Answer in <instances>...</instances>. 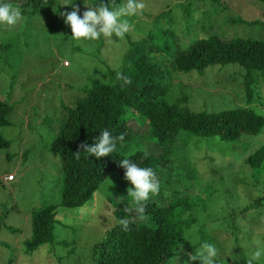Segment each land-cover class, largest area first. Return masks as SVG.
<instances>
[{"label":"rangeland","instance_id":"rangeland-1","mask_svg":"<svg viewBox=\"0 0 264 264\" xmlns=\"http://www.w3.org/2000/svg\"><path fill=\"white\" fill-rule=\"evenodd\" d=\"M74 1L50 0L31 12L30 1L2 0L20 8L22 18L15 26L0 25V100L11 106L8 125L0 128L1 136L8 140L0 147V264H95L91 246L117 222L112 210L122 202L132 204L128 189L134 186L124 185V179L111 170L80 207L58 205L60 163L50 143L65 118V107L83 96L90 78L105 77V67L118 68L126 49L142 39L145 45L170 43V38L160 34L166 28L175 35L172 45L180 48L209 34L264 38V25L232 21L264 22V5L256 0H143L145 8L128 18L133 28L123 39L101 35L95 41L75 40L62 15L71 11ZM80 1L81 17L87 6L100 2ZM121 2L116 0V4ZM165 52L152 57L166 58ZM242 76L243 70L236 63L173 72L164 99L174 103L184 95L183 105L191 110L249 107L264 117V82L254 74L247 102ZM134 121L130 119L128 126L145 127L139 121H135L136 126ZM139 133L129 151L138 148L155 155L162 150L145 133ZM262 145L264 126L255 135L230 140L185 131L174 138L173 160L156 175L165 195L175 190L193 204L184 214L193 223L183 231L179 244L184 254L176 264H187V253H193L204 241L216 245L220 264L247 260L257 248L264 250V200L258 207H247L264 196V167L254 169L244 162ZM7 174L13 181L1 182ZM168 178L169 184L165 181ZM159 195L150 199H159ZM48 204L56 205L52 242L24 253L30 212ZM136 217L131 219H140ZM173 251L165 264H174ZM256 262L264 264V256Z\"/></svg>","mask_w":264,"mask_h":264},{"label":"trees","instance_id":"trees-1","mask_svg":"<svg viewBox=\"0 0 264 264\" xmlns=\"http://www.w3.org/2000/svg\"><path fill=\"white\" fill-rule=\"evenodd\" d=\"M27 1H30L31 12H35L50 0ZM256 1L264 5V0ZM81 2H72L70 10L73 4L79 6ZM232 21L248 26L264 25L259 20L248 22L237 18ZM160 34L170 38L171 42H164L160 46L145 45L142 39V43L132 45L122 54L118 68L105 67V77L90 78L83 89V96L73 106L65 107V118L50 143V148L59 156V206L76 208L83 205L111 170L124 179V185H131L124 178L125 169L119 165L122 159L128 158L140 167H150L155 173L158 169L168 167L173 160L174 138L182 131L188 135H216L222 140H230L240 135H255L264 126V117L249 107L215 112L196 111L183 105L184 95L174 103L164 99L171 73L201 71L213 64L236 63L243 70V90L248 102L253 90L254 74L264 82V38H223L209 34L180 48L177 44L172 45L176 39L170 28L163 29ZM162 51H166V58L152 57ZM64 63L67 64L66 61ZM117 72L130 77L132 83L122 88L123 82L116 80ZM10 110L11 106L0 100V128L8 125L6 116ZM130 119L139 121L145 127H137V130L128 126ZM104 129L109 130L113 136L123 133L125 139L117 142L113 153L96 158L80 145L84 142L93 144ZM139 132L145 133L162 150L155 155L138 148L129 151L130 145L140 135ZM7 144L8 140L0 134V147ZM127 150L129 153H125ZM145 153L148 155L145 156ZM244 162L250 168L264 167V145L249 153ZM169 180L165 179L167 183ZM1 182L4 181L1 179ZM164 190L160 189L159 199H149L144 219H131L138 217V214L133 204L128 202H122L112 210L117 222L91 246L92 261L95 264H165L174 248L182 241L184 229L193 223L191 217H184L193 204L184 195L178 196V191L173 190L165 195ZM262 200L264 196L255 198L247 207H258ZM55 208L56 205L48 204L30 212V235L23 241L24 253L52 242ZM121 219L129 221L127 231L119 224ZM228 264H247V260L234 259ZM254 264L259 263L255 261Z\"/></svg>","mask_w":264,"mask_h":264},{"label":"clouds","instance_id":"clouds-1","mask_svg":"<svg viewBox=\"0 0 264 264\" xmlns=\"http://www.w3.org/2000/svg\"><path fill=\"white\" fill-rule=\"evenodd\" d=\"M145 8L143 0H123L116 4V0H109L106 4L100 0L95 6H87L83 15L79 14V7L72 5L71 11H66L65 23L71 28V35L75 40H98L101 35L111 38L115 35L123 39L125 34L130 32L133 24L130 23L129 17L135 16ZM22 18L20 8L14 7L11 3L0 0V25L15 26ZM116 80L122 81L121 87L130 85L132 80L121 72L116 73ZM125 135L113 136L109 130L101 131L99 137L93 144L86 142L80 145L87 153L94 155L96 158L106 157L113 153L117 148V142H123ZM79 158V151L76 152ZM148 154L145 153V156ZM119 165L125 169L124 178L130 181L131 187L128 189V197L134 206L135 212L139 218H145L146 206L150 197L156 196L160 192V181L150 167H140L128 158L119 161ZM119 224L125 231L128 230L129 221L121 219ZM184 254L183 245L178 244L173 251V262L180 261L181 255ZM188 262L199 261L200 264H220L218 260L219 250L215 244L207 241L202 242L193 253H187ZM264 256V250L257 248L248 254L247 264H254Z\"/></svg>","mask_w":264,"mask_h":264},{"label":"built area","instance_id":"built-area-1","mask_svg":"<svg viewBox=\"0 0 264 264\" xmlns=\"http://www.w3.org/2000/svg\"><path fill=\"white\" fill-rule=\"evenodd\" d=\"M4 182H9V181H12L14 178L11 174H7L6 176H3L1 178Z\"/></svg>","mask_w":264,"mask_h":264},{"label":"crops","instance_id":"crops-1","mask_svg":"<svg viewBox=\"0 0 264 264\" xmlns=\"http://www.w3.org/2000/svg\"><path fill=\"white\" fill-rule=\"evenodd\" d=\"M11 182V181H10Z\"/></svg>","mask_w":264,"mask_h":264}]
</instances>
